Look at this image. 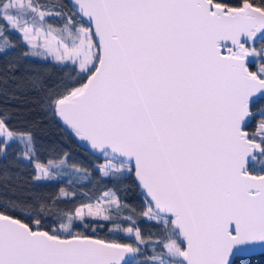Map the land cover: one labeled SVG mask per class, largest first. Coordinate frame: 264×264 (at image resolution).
Masks as SVG:
<instances>
[{
    "label": "snow or ice",
    "instance_id": "obj_1",
    "mask_svg": "<svg viewBox=\"0 0 264 264\" xmlns=\"http://www.w3.org/2000/svg\"><path fill=\"white\" fill-rule=\"evenodd\" d=\"M13 49L12 72L30 56L71 68L46 110L103 154L104 176L134 175L143 202L111 189L68 210L63 188L0 199V264H242L264 252V0H0V53ZM17 136L33 160L31 133L0 113V160ZM68 156L37 161L33 179H54L49 166L87 178ZM100 221L134 241L96 236Z\"/></svg>",
    "mask_w": 264,
    "mask_h": 264
},
{
    "label": "trees",
    "instance_id": "obj_2",
    "mask_svg": "<svg viewBox=\"0 0 264 264\" xmlns=\"http://www.w3.org/2000/svg\"><path fill=\"white\" fill-rule=\"evenodd\" d=\"M40 2L54 3L55 0H40ZM63 2L66 3L64 0ZM49 22L59 25L58 19L55 18H49ZM11 38L19 40L20 36L13 32ZM18 55V49L11 50L10 54L0 53V113L5 115L8 127L15 133H31L35 155L31 161L24 159L22 153L25 146L20 143L19 137L17 136L14 142L10 141L12 154L7 161L0 160V172H3L5 164L8 165L9 171L7 184L0 178V199L24 200L30 197L47 199L57 196L63 188L69 193H75V196H61L60 207L68 210L74 209L81 202H89V198L94 199L102 192L111 189L117 193L123 203L136 208L141 207L143 197L132 175L119 179L104 176L99 170L103 159L79 147L73 134L63 128L46 110L48 93L60 91L63 83L70 82L71 68H65L61 62L53 61L48 57L44 59L30 56L20 63V67L15 72H12L8 66ZM33 77L39 78V83L35 86L30 82ZM65 152L69 154L66 164L75 163L87 168L90 173L87 178L80 173L73 174L70 167L49 166L50 171L59 177L33 179L38 172L35 169L37 161L48 166L49 160L58 162ZM17 155H19L18 160ZM67 170H71L72 176H67L69 175ZM69 180L72 183H69ZM99 223H104L106 226L98 228L96 236L132 243V239L123 232H109L110 225L107 222ZM139 227L145 236L155 230L152 222L144 219L139 221ZM80 230L87 231L82 227ZM147 254H151L150 248L147 249ZM242 264H264V252L242 258Z\"/></svg>",
    "mask_w": 264,
    "mask_h": 264
},
{
    "label": "water",
    "instance_id": "obj_3",
    "mask_svg": "<svg viewBox=\"0 0 264 264\" xmlns=\"http://www.w3.org/2000/svg\"><path fill=\"white\" fill-rule=\"evenodd\" d=\"M64 1H65L66 3H68V0H64ZM55 119L60 123V125H61L63 128H65L66 130L70 131V129H68L67 126H65V125L63 124V122L59 120V118H55ZM70 132H71V131H70ZM73 136H74V135H73ZM74 139H75L76 144H77L79 147L85 149L87 152H89V154H91V155H93V156H96V157H98V158H101V159H105L104 156H103V154H101V153H99V152H94V151L90 148V145H89L86 141H81V140H79V138H77V137H75V136H74ZM132 178H133L135 184L137 185V183H136V181H135V177H134V175H132ZM137 188H138L139 192L141 193V189H140L138 186H137ZM141 195H142V193H141ZM256 253H261V252H256ZM256 253H254V254H256Z\"/></svg>",
    "mask_w": 264,
    "mask_h": 264
},
{
    "label": "rangeland",
    "instance_id": "obj_4",
    "mask_svg": "<svg viewBox=\"0 0 264 264\" xmlns=\"http://www.w3.org/2000/svg\"><path fill=\"white\" fill-rule=\"evenodd\" d=\"M17 34H18V33H17ZM18 35L20 36V34H18ZM48 58L51 59V60H53V61H55L54 58L51 57V56H48ZM56 62H57V61H56ZM104 162H105V159H103V162H102L101 164H103ZM101 164H100V165H101ZM65 172H66V171H65ZM67 173H69V175H68ZM67 173H66V174H67L68 177L72 176V174H71V173H72L71 170H67ZM37 174H39V173L37 172ZM55 177H59V176H58V175H55ZM124 234H125V233H124ZM125 236L129 237L130 239H132V242L134 241V237H130V236H128L127 234H125Z\"/></svg>",
    "mask_w": 264,
    "mask_h": 264
}]
</instances>
